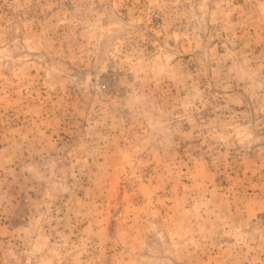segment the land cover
<instances>
[{
  "label": "rangeland",
  "instance_id": "obj_1",
  "mask_svg": "<svg viewBox=\"0 0 264 264\" xmlns=\"http://www.w3.org/2000/svg\"><path fill=\"white\" fill-rule=\"evenodd\" d=\"M0 264H264V0H0Z\"/></svg>",
  "mask_w": 264,
  "mask_h": 264
}]
</instances>
